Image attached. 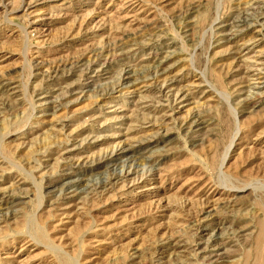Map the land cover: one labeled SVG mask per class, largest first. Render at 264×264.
Wrapping results in <instances>:
<instances>
[{
  "label": "rangeland",
  "instance_id": "obj_1",
  "mask_svg": "<svg viewBox=\"0 0 264 264\" xmlns=\"http://www.w3.org/2000/svg\"><path fill=\"white\" fill-rule=\"evenodd\" d=\"M0 264H264V0H0Z\"/></svg>",
  "mask_w": 264,
  "mask_h": 264
},
{
  "label": "bare ground",
  "instance_id": "obj_2",
  "mask_svg": "<svg viewBox=\"0 0 264 264\" xmlns=\"http://www.w3.org/2000/svg\"><path fill=\"white\" fill-rule=\"evenodd\" d=\"M258 1H259V0H258ZM261 2H263V1H261ZM258 6H259V5H258ZM247 7H248V6H247ZM253 10H254V9H253ZM248 11H249V10H248ZM253 13H255V12H253ZM247 14H248V13H247ZM248 15H250V14H248ZM253 15H255V14H253ZM251 16H252V15H251ZM249 18H250V17H249ZM118 177H119V176H118ZM118 177H117V178H118ZM118 179H119V178H118ZM100 183H101V182H100ZM103 184H104V183H103ZM105 185H106V184H105ZM102 186H103V185H102ZM196 223H197V222H196ZM197 224L200 225L199 223H197ZM197 224H196V225H197ZM203 225H204V224H203ZM199 227H200V226H199ZM196 229H197V228H196ZM201 231H202V230H201ZM195 233H196V232H195ZM230 234H231V233H230ZM200 235H201V237H203L202 234H200ZM193 238H194V237H193ZM195 238H196V237H195ZM179 239H180V238H179ZM176 240H177V239H176ZM182 241H183V240H182ZM193 241H194V239H193ZM175 242H176V241H175ZM202 242H203V241H201V240L197 241V242L195 243V247H199V246L202 244ZM205 242H206V241H205ZM175 244H176V243H175ZM175 244H174V245H175ZM182 244H183V243H182ZM174 245L171 244V246H174ZM188 245H189V244H188ZM220 246H221V245H220ZM187 247H188V246H187ZM192 247H193V246H192ZM192 247H191V248H192ZM195 247H194V248H195ZM202 247H203V245H202L201 247H199V248H202ZM204 247H206V246H204ZM187 249H188V248H187ZM187 249H186V250H187ZM175 250H176V249H175ZM194 250H195V249H194ZM196 250H197V249H196ZM196 250H195V251H196ZM198 250H199V249H198ZM198 250H197V251H198ZM200 250H201L200 252H203L205 249H200ZM207 250H208V248H207ZM188 251H190V250H188ZM223 251H224V250H223ZM180 252H181V251H180ZM191 252H193V250H192ZM224 252H225V251H224ZM229 252H230V251H229ZM182 253H183V252H182ZM190 254H191V253H190ZM185 255H186V254H185ZM192 255H193V254H192ZM177 256H178V255H177ZM181 256H182V255H181ZM208 256L213 257V256H217V254H211V255H208ZM261 261H262V260H261Z\"/></svg>",
  "mask_w": 264,
  "mask_h": 264
}]
</instances>
